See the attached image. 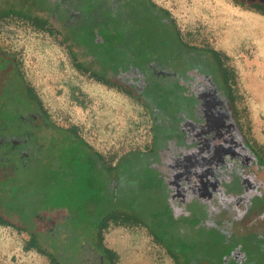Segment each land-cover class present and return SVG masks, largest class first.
<instances>
[{"label": "flooded vegetation", "instance_id": "1", "mask_svg": "<svg viewBox=\"0 0 264 264\" xmlns=\"http://www.w3.org/2000/svg\"><path fill=\"white\" fill-rule=\"evenodd\" d=\"M15 16L55 29L84 71L141 97L153 115L154 144L137 168L106 162L72 128L50 119L15 61L0 47L3 224L35 236L52 264H116L115 253L102 238L106 221L115 219L142 224L155 238L177 235L182 238L173 245L178 249L191 242L183 264H258L240 259V246L222 240L218 249L221 237L214 232L221 231L219 220L264 231V154L249 142L231 100L228 72L211 48L183 39L168 13L152 0H0V19ZM108 51L114 60L106 58ZM161 94L167 104L177 106L172 125L167 105L158 100ZM172 126L184 139L173 148L179 149V157L198 154L194 167L207 170L215 192L204 191L196 173L184 180L181 175H191L182 166L177 180L167 166L165 180L150 187L151 193L140 192L135 175L149 168L145 158L155 147L162 151L152 160L171 151L163 137L172 135ZM163 159L168 163V156ZM87 161L92 168L87 196L43 206L40 190L55 185L49 173Z\"/></svg>", "mask_w": 264, "mask_h": 264}, {"label": "rangeland", "instance_id": "2", "mask_svg": "<svg viewBox=\"0 0 264 264\" xmlns=\"http://www.w3.org/2000/svg\"><path fill=\"white\" fill-rule=\"evenodd\" d=\"M152 1L168 13L183 39L212 48L222 56L229 71L238 119L249 142L264 154V61L254 40L246 36L235 39L229 34L227 21L216 13L215 7L217 3L224 4L263 20L264 15L240 7L231 0ZM0 47L15 61L53 122L72 128L106 162L121 161L122 165L134 168L143 164L142 155L154 144V119L141 97L99 82L77 64L55 29L34 26L25 18L0 19ZM105 56L112 60L116 57L111 51ZM158 100L167 105V121L172 125L176 121L177 106L167 104L162 94ZM158 108L163 109L162 106ZM168 128L175 130L169 137H163L171 144V151L161 153V159L152 160L151 157L159 154L156 152L162 151L155 147L147 155L145 160L147 164L149 158V168L135 175L140 192L151 193L148 191L154 190L152 188L158 186L159 180L167 178L168 167L177 180L180 166L191 175L189 179L181 175L184 180H191L192 174L196 173L201 178V188L215 192L207 170L199 164L194 167L198 154L186 152L179 157V149L173 146L184 140L182 133L176 132L175 126ZM165 155L169 157L168 163L163 159ZM49 176L53 177L55 185L48 187L45 184L40 190L43 206L50 208L54 200L70 196L80 200L87 196L84 189L91 182V161L85 162L84 166H66L64 171L51 172ZM167 194H171L170 190ZM223 214L224 210L220 211L217 218L221 219ZM220 222L221 231L214 232H219L223 240L234 242V246H241L240 259L264 264V231L259 232L252 225H236L235 220L233 223ZM102 238L115 253L116 264H175L169 251L142 224L110 221L105 225ZM30 240L28 234L0 224V264H52L45 251L29 246Z\"/></svg>", "mask_w": 264, "mask_h": 264}, {"label": "bare ground", "instance_id": "3", "mask_svg": "<svg viewBox=\"0 0 264 264\" xmlns=\"http://www.w3.org/2000/svg\"><path fill=\"white\" fill-rule=\"evenodd\" d=\"M215 11L221 14L223 19L227 21L230 30L229 34L235 36V39L236 37L238 39L242 36H246L251 38L252 41L254 40L259 48L260 57L264 61V20L250 14L239 13L231 6H226L224 4L217 3ZM234 16L237 18H234ZM221 23L226 24L224 21H221Z\"/></svg>", "mask_w": 264, "mask_h": 264}, {"label": "trees", "instance_id": "4", "mask_svg": "<svg viewBox=\"0 0 264 264\" xmlns=\"http://www.w3.org/2000/svg\"><path fill=\"white\" fill-rule=\"evenodd\" d=\"M233 1L237 5H239V6L243 7V8H246V9L255 11V12L261 14V15H264V4L260 0H233ZM84 31H85V29H84ZM211 51L214 52V54L216 55L217 59L218 60H222V63L224 64L222 56L216 50H214L212 48H211ZM225 69L227 70L226 66H225ZM227 72H228V77H229V82H230L229 71L227 70ZM229 93L231 94V100L234 101V96H233L232 89L230 90ZM98 206H101V205L98 204ZM110 221L117 222L119 220L118 219L107 220L106 224L108 222H110ZM0 224H3V221L1 219H0ZM215 234H218L217 238L220 239V237H221L220 233L219 232H215ZM157 238L162 240L168 246V248L170 249L169 253H170L171 257L174 260H177V264H183V262L187 259L186 253L188 252V250L191 249V245H192L191 242L187 241L188 243L185 244L184 241H186V240H184V241L181 240V243H184L185 246L181 247L180 249H178V248L174 247L173 245L175 243L179 244V240H180L181 237L178 238L177 235H174V236L166 235V236H163V237L157 236ZM222 240H223V238L221 237V240H220L221 245L218 247V249L223 245ZM223 241H224L225 244H228L230 247H235L234 246V242H229L227 240H223ZM29 246L35 247V248L39 249L42 252V249L40 248L39 244L37 243V241L35 239V236L31 237ZM240 248H241V246H240Z\"/></svg>", "mask_w": 264, "mask_h": 264}]
</instances>
